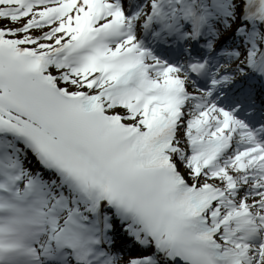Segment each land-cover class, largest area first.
<instances>
[{
	"label": "snow or ice",
	"instance_id": "obj_1",
	"mask_svg": "<svg viewBox=\"0 0 264 264\" xmlns=\"http://www.w3.org/2000/svg\"><path fill=\"white\" fill-rule=\"evenodd\" d=\"M0 264H264V0H0Z\"/></svg>",
	"mask_w": 264,
	"mask_h": 264
}]
</instances>
